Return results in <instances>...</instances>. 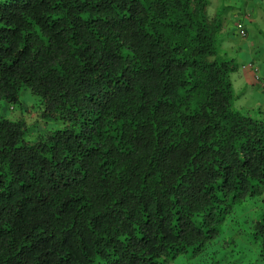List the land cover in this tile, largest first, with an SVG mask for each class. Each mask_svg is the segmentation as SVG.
I'll use <instances>...</instances> for the list:
<instances>
[{
  "label": "trees",
  "instance_id": "16d2710c",
  "mask_svg": "<svg viewBox=\"0 0 264 264\" xmlns=\"http://www.w3.org/2000/svg\"><path fill=\"white\" fill-rule=\"evenodd\" d=\"M209 6L0 0V101L63 124L0 116V264H164L254 197L264 253V109L233 106L222 49L245 16Z\"/></svg>",
  "mask_w": 264,
  "mask_h": 264
},
{
  "label": "rangeland",
  "instance_id": "374dc122",
  "mask_svg": "<svg viewBox=\"0 0 264 264\" xmlns=\"http://www.w3.org/2000/svg\"><path fill=\"white\" fill-rule=\"evenodd\" d=\"M251 2L264 5V0H210L207 10L213 14L218 6H229L226 16L238 13L237 17L240 18L247 12L250 13ZM252 8L255 15L252 18L250 16L249 20L256 19L258 24L247 25L246 38L238 35L235 30L236 17L233 20L229 18L230 21L225 23L222 32L224 33L222 49H225L226 57L232 58L233 63L237 65V70L230 74V79L236 96L233 106L241 112L264 109V90L260 87L261 84L257 80H253L252 83L244 81L242 76L247 70V65L253 63L258 68L260 81L264 82V8L255 6ZM41 108L39 98L31 95L28 89H22L17 104L0 101V116L14 120L22 113L28 128L26 137L34 140L38 134L46 130H55L63 126L59 120L48 116L43 115L38 119L37 114ZM259 209L257 197L236 204L220 224L219 234L208 242L202 251L194 253L188 250L164 264H264V253L257 244L249 241L251 235L248 225L258 216Z\"/></svg>",
  "mask_w": 264,
  "mask_h": 264
},
{
  "label": "built area",
  "instance_id": "2783aa9c",
  "mask_svg": "<svg viewBox=\"0 0 264 264\" xmlns=\"http://www.w3.org/2000/svg\"><path fill=\"white\" fill-rule=\"evenodd\" d=\"M235 30L237 31V33L241 36V37H244L246 35V27H245V24H244V21L240 20V21H237L236 24H235ZM247 70H249L252 74V78L253 80H257V82H259L261 84V88L264 90V82L263 81H260V78L258 76V68L254 66L253 63H249L246 67Z\"/></svg>",
  "mask_w": 264,
  "mask_h": 264
},
{
  "label": "crops",
  "instance_id": "0c3cea01",
  "mask_svg": "<svg viewBox=\"0 0 264 264\" xmlns=\"http://www.w3.org/2000/svg\"><path fill=\"white\" fill-rule=\"evenodd\" d=\"M260 3H252L251 2V4L249 5L250 7L252 6V7H261V8H264V5H259ZM251 7V10H250V14H251V18L255 15V13H254V9ZM251 18H250V20H248L246 23H247V25H251V24H258V22H256V19L255 20H251ZM229 48V47H228ZM230 48H232V47H230ZM237 48V47H236ZM239 49H241V47H239ZM242 76L244 77L243 78V80L244 81H247V82H249V83H252V81H253V79H252V74H251V72L249 71V70H246V72L244 73V74H242Z\"/></svg>",
  "mask_w": 264,
  "mask_h": 264
},
{
  "label": "clouds",
  "instance_id": "9594fccd",
  "mask_svg": "<svg viewBox=\"0 0 264 264\" xmlns=\"http://www.w3.org/2000/svg\"><path fill=\"white\" fill-rule=\"evenodd\" d=\"M248 16L250 17L251 15H250V13L248 14V12H247L246 15H245V18H244L245 19L244 24H245V27H246V35L243 38L247 37V23L246 22L249 20Z\"/></svg>",
  "mask_w": 264,
  "mask_h": 264
}]
</instances>
